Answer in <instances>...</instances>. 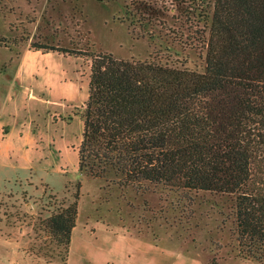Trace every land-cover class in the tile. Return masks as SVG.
Listing matches in <instances>:
<instances>
[{
  "label": "rangeland",
  "instance_id": "374dc122",
  "mask_svg": "<svg viewBox=\"0 0 264 264\" xmlns=\"http://www.w3.org/2000/svg\"><path fill=\"white\" fill-rule=\"evenodd\" d=\"M131 1L0 0L1 251L15 245L62 264L66 249L45 222L79 190L76 219L90 229L109 228L116 238L78 230L72 264H106L110 251L123 255L120 264H253L238 256L230 197L149 184L121 187L77 171L91 56L204 69L213 0H133L163 12L161 22L150 23L138 18ZM34 46L40 53L22 50L37 52ZM134 237L160 241L162 251Z\"/></svg>",
  "mask_w": 264,
  "mask_h": 264
},
{
  "label": "trees",
  "instance_id": "16d2710c",
  "mask_svg": "<svg viewBox=\"0 0 264 264\" xmlns=\"http://www.w3.org/2000/svg\"><path fill=\"white\" fill-rule=\"evenodd\" d=\"M130 4L144 22H161L155 6ZM203 41L202 72L90 57L77 171L121 187L228 196L238 256L264 264V0H213ZM78 198L45 222L66 252Z\"/></svg>",
  "mask_w": 264,
  "mask_h": 264
},
{
  "label": "crops",
  "instance_id": "0c3cea01",
  "mask_svg": "<svg viewBox=\"0 0 264 264\" xmlns=\"http://www.w3.org/2000/svg\"><path fill=\"white\" fill-rule=\"evenodd\" d=\"M22 50L26 54L27 53H40L38 51L37 52H33V51L29 50V48H24V49L22 48ZM26 54L24 55V59L26 57ZM45 54L48 55L49 53H45ZM10 93H12V92H10ZM23 93H25V91L21 92V94H23ZM28 98L35 99L34 93L28 94ZM1 115H2V113L0 114V118H1ZM0 128H2V127L0 126ZM80 140H81V138H80ZM95 226H96L95 229L94 228L90 229L88 227V225L85 224V226H84L83 222L80 223L79 218L76 219L75 227L72 229L71 235H70V245H69L68 251L66 253L65 260H64V262L62 264H72L73 241H74V238H75L76 234L78 233L77 232L78 230H82L81 233H79L80 235H82V233H83V234H88L89 236L98 237L97 234H99V235H103L105 237V239L107 238V240H109L111 238H113V239L116 238L114 236L111 237L112 235L108 234V230H110L109 228L105 229L104 226H102L100 224H97ZM103 228L105 229V231H102ZM120 230L125 233L124 229H120ZM118 239L127 240L128 238H126V236H122V237H118ZM135 239L139 240V242H141V243L150 244L151 245L150 248H154V249H157V250L161 249L160 245L158 244L160 241H158V242L157 241L156 242H154V241L143 242L145 240H143L142 238L136 237ZM0 240L4 241L3 238H0ZM8 247L10 249H12L14 251V253L8 252ZM8 247H6V250L2 249V251H1V248H4V247H0V264H58V263L45 262L42 259H40L39 257H36L33 254H30V253L24 251L25 249L24 250L20 249L19 247L15 246V245L14 246L8 245ZM3 251H5V252H3ZM160 251H162V250H160ZM130 256L131 255H128V257H130ZM122 257H123V255L120 256V253L115 252V251H110L107 254V258H106L105 262H106V264H120L119 261H120V258H122ZM84 259H90V257L88 255H83V260ZM128 260H130V259L128 258ZM246 261H249V262H251L253 264H257L256 262L251 261V260H246ZM201 264H206V262H202L201 261Z\"/></svg>",
  "mask_w": 264,
  "mask_h": 264
}]
</instances>
